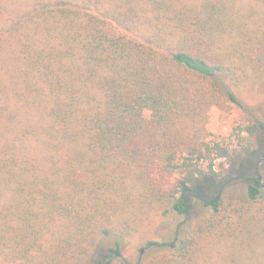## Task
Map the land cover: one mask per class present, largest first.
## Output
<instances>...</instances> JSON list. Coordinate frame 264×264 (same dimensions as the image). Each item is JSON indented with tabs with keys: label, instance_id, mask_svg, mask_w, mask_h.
Masks as SVG:
<instances>
[{
	"label": "trees",
	"instance_id": "1",
	"mask_svg": "<svg viewBox=\"0 0 264 264\" xmlns=\"http://www.w3.org/2000/svg\"><path fill=\"white\" fill-rule=\"evenodd\" d=\"M263 98L264 0H0V257L90 264L184 217L138 264H264ZM231 105L240 149L207 129ZM220 159L230 198L191 217Z\"/></svg>",
	"mask_w": 264,
	"mask_h": 264
},
{
	"label": "rangeland",
	"instance_id": "2",
	"mask_svg": "<svg viewBox=\"0 0 264 264\" xmlns=\"http://www.w3.org/2000/svg\"><path fill=\"white\" fill-rule=\"evenodd\" d=\"M262 100H264V98ZM259 103L261 102H256L254 100L249 107L257 108L258 105H260ZM247 119V115L244 113V111L235 105H231L227 110L214 108L210 111L207 129L211 133V138L213 140L226 142L228 144H232L233 147H239L240 149L239 144L247 143L243 140H240L238 137V135L241 133L240 128L246 127L248 125ZM245 135V133H242V136L245 137ZM240 160L237 159V161ZM237 161L232 160L231 164L230 161L225 159L218 160L216 162L215 170L217 175L222 174V176H213L214 178L212 179L203 180L198 183L195 188L196 192L190 197L192 209L191 217H198L205 214V210L207 209L204 207L205 205L201 198L206 196H209L210 198L214 197L218 187L220 186L218 181L226 179L225 181L227 185L224 191L226 196L230 198V176L233 175V173H231V167ZM248 163L249 165L243 166L242 163L238 162V166L236 167L238 168L239 174H246L248 172L250 173V165L254 166L255 164L252 160ZM235 177L236 176L232 178ZM212 180L216 182L215 186ZM240 192H245L244 186L242 184H237V187H234L233 189L232 195H238ZM184 221V217H181L172 224L160 223L157 224L153 229H144L140 234L136 235L133 239L127 241V244L122 246L123 254L119 257L117 255L112 257L109 256V254H111L109 252L110 249L116 246V240L113 238L104 239L101 243V251L98 253L99 255L94 257L93 260L90 261V264H138V259L145 253V249L143 248L146 247L148 241L171 243L176 236L179 225ZM141 248L143 250H141ZM0 264L9 263L7 260L0 257Z\"/></svg>",
	"mask_w": 264,
	"mask_h": 264
}]
</instances>
